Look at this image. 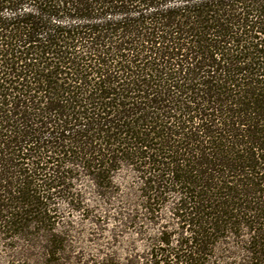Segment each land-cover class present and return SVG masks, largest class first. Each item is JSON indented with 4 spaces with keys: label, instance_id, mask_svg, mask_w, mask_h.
Segmentation results:
<instances>
[{
    "label": "trees",
    "instance_id": "1",
    "mask_svg": "<svg viewBox=\"0 0 264 264\" xmlns=\"http://www.w3.org/2000/svg\"><path fill=\"white\" fill-rule=\"evenodd\" d=\"M0 264H264V0H0Z\"/></svg>",
    "mask_w": 264,
    "mask_h": 264
}]
</instances>
